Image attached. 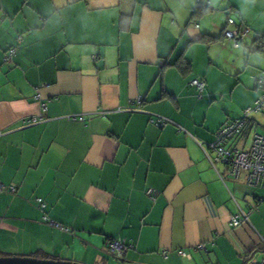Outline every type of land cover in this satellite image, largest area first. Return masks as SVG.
<instances>
[{"label":"crops","instance_id":"0c3cea01","mask_svg":"<svg viewBox=\"0 0 264 264\" xmlns=\"http://www.w3.org/2000/svg\"><path fill=\"white\" fill-rule=\"evenodd\" d=\"M225 28L247 31L235 46ZM258 35L264 0H0V181L15 187L0 191V256L243 264L263 255L264 177H231L211 147L259 95ZM251 118L227 148L264 133V111ZM241 212L247 219L231 225ZM111 238L131 245L121 258L106 251Z\"/></svg>","mask_w":264,"mask_h":264},{"label":"built area","instance_id":"2783aa9c","mask_svg":"<svg viewBox=\"0 0 264 264\" xmlns=\"http://www.w3.org/2000/svg\"><path fill=\"white\" fill-rule=\"evenodd\" d=\"M227 21L229 23H233L232 18H228ZM246 31L247 30L242 32L240 30H231L225 28L223 30V35L229 39H232L233 44L237 46L240 44L241 39ZM13 53L14 48H11L4 59H10ZM255 82L260 93L254 104L246 107L240 117L224 123L216 132L215 140L211 143V147L216 153L215 160H220L228 164V174L231 177L237 178L240 172L245 171L247 172V181L250 184H258L260 179L264 177V133L255 132L252 144L247 149H240L237 147L227 148L225 143L228 139L240 133L241 129L246 124L247 118L250 115L264 111V69L256 78ZM189 84L194 85L199 92L203 90L204 83L199 77L192 78L189 81ZM198 96H200V94ZM41 119V116L32 117L28 122L32 124L38 122ZM165 121L166 119L162 118L152 120V122L157 125L163 124ZM0 191H9L12 193L15 191V187L13 185H5L0 181ZM146 192L151 196V198H153L156 194L151 188H148ZM260 199L264 201V197ZM36 200L41 208L45 206V202L42 200V198L37 197ZM246 219L247 214L241 212L233 216L230 223L233 226H238ZM130 246L131 245L126 244L123 239L111 238L106 241L105 249L110 255L121 258ZM243 264H264V254L257 255L253 253L245 259Z\"/></svg>","mask_w":264,"mask_h":264},{"label":"water","instance_id":"95a60500","mask_svg":"<svg viewBox=\"0 0 264 264\" xmlns=\"http://www.w3.org/2000/svg\"><path fill=\"white\" fill-rule=\"evenodd\" d=\"M264 52V49L260 50ZM0 264H81L77 262L53 259L37 258L30 256H0Z\"/></svg>","mask_w":264,"mask_h":264},{"label":"trees","instance_id":"16d2710c","mask_svg":"<svg viewBox=\"0 0 264 264\" xmlns=\"http://www.w3.org/2000/svg\"><path fill=\"white\" fill-rule=\"evenodd\" d=\"M257 39H261V44L259 45V50H262V49H264V41L262 40V39H264V35H258L257 36ZM11 49V48H10ZM10 49H8V51L6 52V54L4 55V57L7 55V53L9 52V50ZM14 53H15V48H14ZM13 53V54H14ZM13 54L11 55V57H10V59H4L5 61H9V60H11V58H12V56H13ZM191 85V84H190ZM255 85H256V82H255ZM194 86V85H193ZM195 87V86H194ZM196 88V87H195ZM256 88H257V86H256ZM197 89V88H196ZM203 89H204V86H203ZM258 89V88H257ZM197 91H198V89H197ZM203 91V90H202ZM202 91L201 92H199L198 91V95L199 94H201L202 93ZM259 93H260V91H259ZM259 96V95H258ZM245 109H243V111H244ZM242 111V112H243ZM233 119H235V118H233ZM251 115L247 118V120H246V123H248V121H251ZM232 120V119H231ZM225 163V162H224ZM227 164V163H226Z\"/></svg>","mask_w":264,"mask_h":264},{"label":"rangeland","instance_id":"374dc122","mask_svg":"<svg viewBox=\"0 0 264 264\" xmlns=\"http://www.w3.org/2000/svg\"><path fill=\"white\" fill-rule=\"evenodd\" d=\"M259 129H260V127H259ZM260 131H262V130H260Z\"/></svg>","mask_w":264,"mask_h":264}]
</instances>
